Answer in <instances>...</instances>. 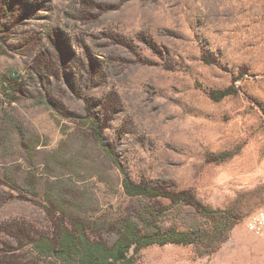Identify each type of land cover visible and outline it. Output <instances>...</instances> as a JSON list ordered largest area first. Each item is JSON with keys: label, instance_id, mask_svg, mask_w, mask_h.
<instances>
[{"label": "rangeland", "instance_id": "obj_1", "mask_svg": "<svg viewBox=\"0 0 264 264\" xmlns=\"http://www.w3.org/2000/svg\"><path fill=\"white\" fill-rule=\"evenodd\" d=\"M92 119L133 180L237 220L211 255L208 236L144 247L135 264H264L247 226L264 208V0H0V264H63L33 242L79 222L102 236L148 212L213 224L128 196Z\"/></svg>", "mask_w": 264, "mask_h": 264}, {"label": "trees", "instance_id": "obj_2", "mask_svg": "<svg viewBox=\"0 0 264 264\" xmlns=\"http://www.w3.org/2000/svg\"><path fill=\"white\" fill-rule=\"evenodd\" d=\"M11 8V5H8ZM14 10L18 11L17 6ZM8 16H13L6 10ZM14 75V73H12ZM234 92L232 87L212 90L211 97L221 100ZM91 128L100 143L107 150L110 159L117 164L124 173L123 187L130 197H144L147 199H170L182 205H191L202 216L213 221L207 229H178L175 225L163 226L153 223V212L141 214L136 219L124 218L110 235L95 234L93 229L85 223H77L73 227L64 226L58 233L41 234L33 242L34 248L41 256H52L63 264H135L136 254L140 249L158 244L175 243L180 245L196 244L211 236L213 243L206 245L202 255H211L218 250L227 238L237 220L231 219L227 211L216 209L200 202L188 190H175L156 183L133 180L123 167L118 156L111 150L104 137V127L98 119H92ZM208 230V231H207ZM210 233V235H208ZM207 234V235H206Z\"/></svg>", "mask_w": 264, "mask_h": 264}, {"label": "built area", "instance_id": "obj_3", "mask_svg": "<svg viewBox=\"0 0 264 264\" xmlns=\"http://www.w3.org/2000/svg\"><path fill=\"white\" fill-rule=\"evenodd\" d=\"M247 226L250 231L264 240V208L249 217Z\"/></svg>", "mask_w": 264, "mask_h": 264}]
</instances>
